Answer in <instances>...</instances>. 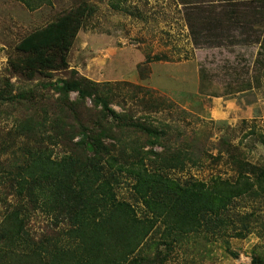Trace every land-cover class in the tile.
I'll use <instances>...</instances> for the list:
<instances>
[{"label": "rangeland", "instance_id": "374dc122", "mask_svg": "<svg viewBox=\"0 0 264 264\" xmlns=\"http://www.w3.org/2000/svg\"><path fill=\"white\" fill-rule=\"evenodd\" d=\"M82 5L95 12L84 19L68 70L29 79L12 68L25 37ZM192 24L200 37L191 34ZM72 77L100 83L99 94L109 89L115 110L162 130L171 149H186L193 160L171 173L176 179L234 181L239 161L264 164V0H54L34 11L0 0V93L7 97L0 104V221L22 204L10 167L33 146L53 148L48 133L38 138L44 128L27 126L42 123L44 109L55 117L53 83ZM65 153L54 148L56 159ZM129 181L118 196L138 206ZM235 207V215L255 214L246 238L234 237L233 227L226 238L184 237L177 247L148 251L145 264H264V195ZM28 208L33 239L58 233L48 215Z\"/></svg>", "mask_w": 264, "mask_h": 264}, {"label": "trees", "instance_id": "16d2710c", "mask_svg": "<svg viewBox=\"0 0 264 264\" xmlns=\"http://www.w3.org/2000/svg\"><path fill=\"white\" fill-rule=\"evenodd\" d=\"M18 1L31 11L54 2ZM94 12L82 5L25 37L12 68L29 79L68 70L84 19ZM188 21H194L191 14ZM200 32L192 24L191 34L198 38ZM53 86L59 96L55 117L44 109L42 123L27 126L44 128L38 138L48 133L53 148L33 146L8 173L22 204L1 217L0 264H145L148 251L177 247L184 237L226 238L231 227L234 237L248 236L255 214L233 211L239 199L264 195V164L239 161L234 181H181L171 173L185 171L191 154L171 149L162 130L115 110L109 89L100 95V83L76 77ZM5 102L0 93V104ZM58 146L66 148L60 159L54 157ZM124 180L131 181L138 206L119 198ZM28 206L48 215L58 233L33 239L27 231Z\"/></svg>", "mask_w": 264, "mask_h": 264}, {"label": "crops", "instance_id": "0c3cea01", "mask_svg": "<svg viewBox=\"0 0 264 264\" xmlns=\"http://www.w3.org/2000/svg\"><path fill=\"white\" fill-rule=\"evenodd\" d=\"M216 113H217V115H219L220 117H226V113L224 112V111H222L221 109H218V110H216ZM222 113H224V114H222Z\"/></svg>", "mask_w": 264, "mask_h": 264}]
</instances>
